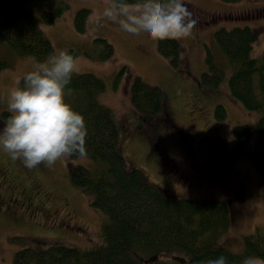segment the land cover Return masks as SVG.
<instances>
[{"label": "rangeland", "instance_id": "rangeland-1", "mask_svg": "<svg viewBox=\"0 0 264 264\" xmlns=\"http://www.w3.org/2000/svg\"><path fill=\"white\" fill-rule=\"evenodd\" d=\"M60 2L66 5L62 15L45 23L41 13ZM183 3L198 24L192 37L178 41L177 67L157 53L156 41L146 33L135 36L124 32L118 23L106 18L97 26L95 21L103 12L105 0H0V20L16 7L30 9L53 47L52 55L70 48L90 51L94 38L106 39L113 47V55L107 60L79 55L75 57V73H91L102 79L104 89L96 100L115 125L116 149L123 157L124 168L137 169L146 183L177 197L226 200L231 195L226 196V192L234 191L237 199L229 197L233 200L234 217L228 231L218 238L233 252L242 253L243 236L264 228L261 180L249 158L259 139L254 125L262 112L245 110L230 95L228 79L235 66L225 57L213 33L219 28L249 26L256 34L250 57L258 58L264 49V0ZM79 8L90 10L83 33L76 32L73 26V16ZM207 53L224 72L217 87L198 80L201 73L210 71ZM0 59L9 64L0 71V114L11 113L8 103L16 81L37 70L48 58L38 61L20 55L0 40ZM134 77L160 89V111L144 113L132 106L129 90ZM65 102L71 107L75 102L73 94L66 90ZM216 104L225 108L223 121L213 116ZM6 123L0 117V128ZM234 125L250 127L252 135L242 152L229 159L224 185L215 184L192 166L205 162L199 141L203 136H219L232 151ZM76 165L92 170L95 164L88 157L78 156L58 160L51 167L41 164L30 169L0 146V264H12L13 255L24 248L89 249L99 243L105 215L92 206L94 195L89 189L72 183L71 173ZM135 256L150 259L146 263L142 259V264H189L187 257L177 252ZM246 258L249 257L243 256L239 264H244Z\"/></svg>", "mask_w": 264, "mask_h": 264}, {"label": "trees", "instance_id": "trees-1", "mask_svg": "<svg viewBox=\"0 0 264 264\" xmlns=\"http://www.w3.org/2000/svg\"><path fill=\"white\" fill-rule=\"evenodd\" d=\"M220 1L236 3L243 0ZM65 9L66 5L60 2L43 11L41 17L50 24ZM89 15L87 8H79L75 12L73 26L76 32H84ZM213 36L225 57L235 66L228 79L230 95L245 110L262 112L254 125L259 139L249 158L260 176L264 201V49L258 58L250 57L256 34L249 26L219 28ZM0 40L14 52L38 61L53 54L51 43L43 36L33 12L27 8L16 7L0 20ZM92 45L91 52L79 48L65 51L73 54L74 58L84 55L107 60L113 55L112 45L104 38H94ZM156 50L173 66H178V41L156 42ZM206 62L210 71L201 73L198 80L203 85L217 87L224 72L214 64L209 53L206 54ZM8 66L5 60L0 59V71ZM103 89L102 79L91 73H74L71 83L65 88L75 97L72 109L84 118L87 128L86 157L95 164L92 170L76 165L71 181L76 187L89 189L94 195L92 206L105 215L99 243L89 249L69 246L47 250L24 248L13 255L12 264H142V259L144 263L150 259L135 255L155 251L184 254L189 264H205L220 256L226 257L228 264H239L243 256L264 262V228L243 236L242 253L233 252L219 243L218 237L228 231L234 217L232 199H237L234 191L226 192V196H232V199L229 196L226 200L177 197L146 183L137 169L124 168L123 157L116 149L115 125L96 100ZM129 94L130 102L137 111H160V89L146 84L140 77L132 78ZM213 109L216 120L226 118L222 105L216 104ZM11 115L3 111L0 117L7 122ZM231 133L234 139L232 151L228 142L219 136H203L199 141L205 153V162L193 163L192 166L215 184L224 185L227 181L226 162L242 152L251 138L252 129L234 125Z\"/></svg>", "mask_w": 264, "mask_h": 264}, {"label": "clouds", "instance_id": "clouds-1", "mask_svg": "<svg viewBox=\"0 0 264 264\" xmlns=\"http://www.w3.org/2000/svg\"><path fill=\"white\" fill-rule=\"evenodd\" d=\"M104 18L118 23L124 32L135 36L146 33L156 42L192 37L198 24L183 0H105L96 25ZM77 71L74 55L60 51L16 81L8 103L12 115L0 128V146L12 159L22 160L31 169L41 164L51 167L74 155L87 156L84 118L65 102V88ZM207 264L228 261L220 256ZM244 264L264 262L249 257Z\"/></svg>", "mask_w": 264, "mask_h": 264}, {"label": "bare ground", "instance_id": "bare-ground-1", "mask_svg": "<svg viewBox=\"0 0 264 264\" xmlns=\"http://www.w3.org/2000/svg\"><path fill=\"white\" fill-rule=\"evenodd\" d=\"M226 161H228V160H226ZM228 162H226V164H227Z\"/></svg>", "mask_w": 264, "mask_h": 264}]
</instances>
